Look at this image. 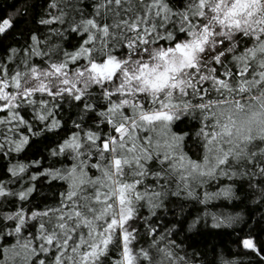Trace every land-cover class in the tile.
Wrapping results in <instances>:
<instances>
[{
	"label": "snow or ice",
	"instance_id": "1",
	"mask_svg": "<svg viewBox=\"0 0 264 264\" xmlns=\"http://www.w3.org/2000/svg\"><path fill=\"white\" fill-rule=\"evenodd\" d=\"M38 7L0 45V264H264V0Z\"/></svg>",
	"mask_w": 264,
	"mask_h": 264
},
{
	"label": "trees",
	"instance_id": "2",
	"mask_svg": "<svg viewBox=\"0 0 264 264\" xmlns=\"http://www.w3.org/2000/svg\"><path fill=\"white\" fill-rule=\"evenodd\" d=\"M42 2L43 0H0V18L6 16L17 17L14 21V28L11 29L5 36L0 37V45L7 47L8 45L13 44V37L17 33H27L29 30L35 29L37 27L35 20L38 18L37 14L41 11L38 6ZM33 5H36V7H33ZM44 192L48 195H51L47 192L46 188L44 189ZM235 203L239 205L235 211L242 212L246 219H248L249 215H251L248 226L243 224L239 226L240 229H242V231L239 232V235L245 234L249 231V227H251L254 229L255 233L262 234V238H264V233H262V230H264V222L257 223L260 216L264 215V213L251 211L255 207L254 204L249 203L245 206L240 205L239 201H236ZM222 210L232 211L233 209L226 208ZM231 231V229H224L219 235L214 233L211 237H195V240L199 241L196 246L200 251H207L209 260L213 258V253L211 251L213 245L218 246V252L224 249H231L233 252H235L237 251V248L233 241L237 239V235H229ZM179 238L183 240L185 238L184 234H181ZM205 240H207V244H205ZM188 243H192V241H188ZM244 264H249V262L245 260Z\"/></svg>",
	"mask_w": 264,
	"mask_h": 264
}]
</instances>
